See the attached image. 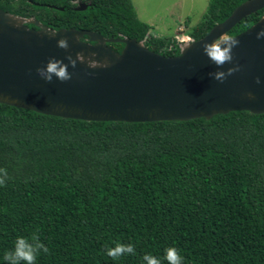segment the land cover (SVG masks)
I'll list each match as a JSON object with an SVG mask.
<instances>
[{
  "label": "trees",
  "instance_id": "16d2710c",
  "mask_svg": "<svg viewBox=\"0 0 264 264\" xmlns=\"http://www.w3.org/2000/svg\"><path fill=\"white\" fill-rule=\"evenodd\" d=\"M245 0H209L187 31L203 36ZM79 2L87 4L78 10ZM0 8L58 29L135 38L164 55L132 0H0ZM264 7L229 31H243ZM33 26V24H29ZM121 50L122 42H108ZM0 264L18 236L48 247L36 264H146L174 246L183 264H264V113L210 118L86 121L0 103ZM131 243L113 259L107 247ZM24 264V262H20Z\"/></svg>",
  "mask_w": 264,
  "mask_h": 264
},
{
  "label": "water",
  "instance_id": "95a60500",
  "mask_svg": "<svg viewBox=\"0 0 264 264\" xmlns=\"http://www.w3.org/2000/svg\"><path fill=\"white\" fill-rule=\"evenodd\" d=\"M86 6L79 2L76 9ZM263 7L264 0L241 2L200 38L182 37L175 55L153 51L143 39L55 29L0 8V103L86 121L188 120L235 110L264 113V36H257L264 29V14L243 31L227 34ZM222 33L221 39L235 38L239 44L232 50L233 61L217 66L204 54V46ZM61 38L67 40L66 49L57 46ZM108 42H122L123 47L115 50ZM52 57L68 65L70 79L53 75L47 81L38 73ZM236 65L239 70L227 75ZM218 71L226 73L223 82L214 79Z\"/></svg>",
  "mask_w": 264,
  "mask_h": 264
},
{
  "label": "clouds",
  "instance_id": "9594fccd",
  "mask_svg": "<svg viewBox=\"0 0 264 264\" xmlns=\"http://www.w3.org/2000/svg\"><path fill=\"white\" fill-rule=\"evenodd\" d=\"M223 33L211 44H205L204 54L208 59L217 66H222L225 63H231L233 61L232 50L239 44V40L231 37H226L221 39ZM258 38L264 36V29H261L257 33ZM57 46L60 48L66 49L68 47L67 40L61 38L57 41ZM79 57V53L77 54ZM95 55V54H93ZM69 62L72 66H75V61L68 57ZM94 64L95 62H90ZM107 66V63L104 64ZM239 65H236L233 68L228 69L227 75H230L232 72L238 71ZM38 73L45 78L47 81L53 79V75L60 81H66L70 79V73L68 71V65L64 64L62 60L56 59L55 57L49 58L48 62L44 69H37ZM226 78V73L223 71H218L214 74V79L223 82ZM260 83V79L257 78L256 81ZM8 174L6 169L0 168V186H3L6 183ZM48 253V247L39 239L38 236H33L32 238H26L23 236H18L15 241L13 248L8 251L4 257L3 261L11 262V264H36L37 257L41 253ZM125 254H135L134 246L129 244L117 243L114 247L106 248V255L112 257L113 259L119 258ZM146 264H161L160 260L151 255H145L143 257ZM169 264H183V256L179 253L176 247L170 246L165 250V256Z\"/></svg>",
  "mask_w": 264,
  "mask_h": 264
},
{
  "label": "rangeland",
  "instance_id": "374dc122",
  "mask_svg": "<svg viewBox=\"0 0 264 264\" xmlns=\"http://www.w3.org/2000/svg\"><path fill=\"white\" fill-rule=\"evenodd\" d=\"M209 0H132L137 17L151 25L150 33L186 39L187 31L201 21Z\"/></svg>",
  "mask_w": 264,
  "mask_h": 264
}]
</instances>
